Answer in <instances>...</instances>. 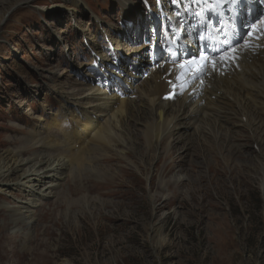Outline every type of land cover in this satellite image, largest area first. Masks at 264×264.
Segmentation results:
<instances>
[{
    "label": "rangeland",
    "instance_id": "obj_1",
    "mask_svg": "<svg viewBox=\"0 0 264 264\" xmlns=\"http://www.w3.org/2000/svg\"><path fill=\"white\" fill-rule=\"evenodd\" d=\"M77 1L68 11L69 2L60 0H0V155L18 149L40 119L58 110L53 88L67 85L93 39L104 43L100 26L124 35L133 27L126 17L146 18L142 0ZM115 50L120 60L133 53ZM202 121L206 141L192 131L173 142L165 157L148 154L152 175L139 163V170L133 167L134 158L126 165L115 158L101 164L118 170L116 178L66 176L56 196L32 208L28 223L22 207L32 197L19 188L0 190V264H264L259 148L240 123L229 131L231 150L228 137L223 142L225 130L215 137L214 123ZM164 167L171 168L172 179L179 177L178 184L168 176L159 181ZM83 195L95 199L87 206Z\"/></svg>",
    "mask_w": 264,
    "mask_h": 264
},
{
    "label": "bare ground",
    "instance_id": "obj_2",
    "mask_svg": "<svg viewBox=\"0 0 264 264\" xmlns=\"http://www.w3.org/2000/svg\"><path fill=\"white\" fill-rule=\"evenodd\" d=\"M60 1L59 4L69 2L68 11H71V7L75 9L79 3L77 0ZM143 22V15H138L133 20V26H143ZM114 31L110 28L106 33L110 39H116L111 40L115 43V49L124 48L126 55L133 52L125 60H120V54L116 53L114 62L125 65L123 75H126L136 60L142 63L141 52L132 51L123 40H119L123 37L132 38L129 29L124 35ZM90 38L87 36V41ZM100 43L93 39L88 49L98 53L102 46ZM261 44L264 46V40ZM84 53L83 55L88 56L87 50ZM125 57L127 56L122 55L123 59ZM106 60L107 57L102 56L97 61L94 55H90L87 63L78 62L77 68L72 69L67 76V85L57 83L53 88V93L58 98V110L40 119L43 123L24 136L16 147L18 149H6L0 155V190L19 188L32 197V200L26 201V205L21 206L26 216L21 215L20 218L25 216V222L31 220L32 208L40 200L57 195L58 183L70 174L74 178H83L89 173L94 178L102 177L106 180L118 176V170L110 172V167L101 162L107 163L116 158L117 161L131 164L134 158L137 166L133 167L138 168L139 163L147 175L151 171L152 175L154 169L149 171L147 167L151 159L145 164L150 152L153 153V158L165 157L173 142L182 136L191 137L192 131L195 133L193 138L203 142L208 139L202 128L205 123H201L202 119L214 123L215 137L219 138V133L225 130L223 142L228 137L227 146L231 150V127L238 123L245 127L252 144L259 148L255 158L264 175V158L261 155L264 152V118L261 116L264 113V47L255 54L240 53L239 60L224 63L225 69L219 67L215 71L210 70L206 83L200 90H194L192 94H185L172 101L162 99V95L168 91V84L162 76L174 78L173 68L168 67L156 69V66L145 64L150 68L148 77H138L133 84L127 82L130 91L124 98L113 93L111 87L100 89L95 84L92 86L94 76L88 66L93 61L104 66ZM75 75L79 76L78 82L73 80ZM139 138L141 142H138ZM191 140L192 138L188 139L185 148L190 147ZM171 172V168L164 167L160 173V177L164 178H159V181L168 176L174 185L178 184L179 177L173 176L172 179ZM262 177L261 185L264 187V176ZM84 179L93 182V179ZM106 180L104 183H107ZM164 186L167 187L166 184ZM158 194L156 190L150 198ZM81 198L87 206L95 199L84 195ZM158 231L160 233V228ZM160 241L164 242L165 237L160 236ZM59 264L72 263L63 260Z\"/></svg>",
    "mask_w": 264,
    "mask_h": 264
},
{
    "label": "snow or ice",
    "instance_id": "obj_3",
    "mask_svg": "<svg viewBox=\"0 0 264 264\" xmlns=\"http://www.w3.org/2000/svg\"><path fill=\"white\" fill-rule=\"evenodd\" d=\"M174 3L178 2V0H173ZM197 39L198 40H203L204 44H207V41L204 40L203 36L201 34H197ZM179 46V45H177ZM227 51V50H225ZM171 54V52H170ZM239 57L236 56V55H233L231 56L230 58L228 57H225V59H230L231 62H235ZM199 60H203L204 63L202 64H199V63H196V61H199ZM211 62L212 63V71H215L216 70V60L214 57H201L199 55H197L195 57V59H193L191 61V66L188 68V71L189 72H196L198 73L199 75H205L208 73L209 69L207 67L208 63Z\"/></svg>",
    "mask_w": 264,
    "mask_h": 264
}]
</instances>
